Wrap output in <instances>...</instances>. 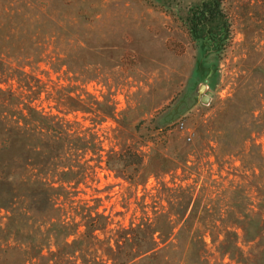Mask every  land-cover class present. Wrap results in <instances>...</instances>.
Here are the masks:
<instances>
[{
	"label": "rangeland",
	"instance_id": "rangeland-1",
	"mask_svg": "<svg viewBox=\"0 0 264 264\" xmlns=\"http://www.w3.org/2000/svg\"><path fill=\"white\" fill-rule=\"evenodd\" d=\"M53 84L97 101L94 113L67 118L99 129L116 149L150 154L144 181L180 156L184 141L210 152L218 125L227 123L239 139L249 131L241 122L254 126L264 110V0H0V165L19 147L12 137V148L3 149L8 128L16 121L30 127L34 109L56 112ZM254 131L264 151V131ZM95 171L76 202L90 199L123 225L152 203L153 174L132 184L103 165ZM26 203L0 207V264H78L77 245L60 236L55 243L53 227ZM57 248L66 260L59 262Z\"/></svg>",
	"mask_w": 264,
	"mask_h": 264
},
{
	"label": "trees",
	"instance_id": "trees-1",
	"mask_svg": "<svg viewBox=\"0 0 264 264\" xmlns=\"http://www.w3.org/2000/svg\"><path fill=\"white\" fill-rule=\"evenodd\" d=\"M48 98L56 112L34 109L30 127L16 121L13 130H6L3 149L12 148V137L19 147L0 165V207L27 202L26 209L53 227L55 243L60 236L66 246L77 245L72 249L78 252V264H160L154 258L161 254L162 264H264V151L253 136L254 128L256 134L264 131V110L251 128L241 122L249 131L240 139L228 132L227 123L214 128L210 152L184 141L180 156L168 167L146 172L143 181L150 154L130 146L116 149L99 129L83 125L76 116L67 118L77 111L94 113L93 97L53 84ZM161 136H167L165 130ZM102 165L132 184H144L151 174L158 178L155 192H149L152 203H145L128 225L114 223L90 199H74L79 185L87 184ZM226 165L230 170L222 174ZM166 174L169 182L163 180ZM54 253L59 262L66 260L59 257L60 248Z\"/></svg>",
	"mask_w": 264,
	"mask_h": 264
},
{
	"label": "water",
	"instance_id": "water-1",
	"mask_svg": "<svg viewBox=\"0 0 264 264\" xmlns=\"http://www.w3.org/2000/svg\"><path fill=\"white\" fill-rule=\"evenodd\" d=\"M204 87H205V85H204V84H201V85L199 86V89H198V91H199V92H201V91L203 90V88H204ZM203 100H205V101H206V100H207V98H206V97H204V98H203Z\"/></svg>",
	"mask_w": 264,
	"mask_h": 264
}]
</instances>
